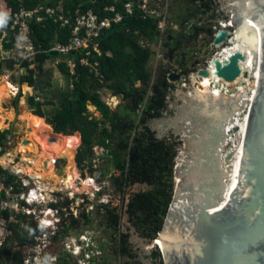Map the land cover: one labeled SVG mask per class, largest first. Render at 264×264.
Here are the masks:
<instances>
[{
  "label": "trees",
  "instance_id": "16d2710c",
  "mask_svg": "<svg viewBox=\"0 0 264 264\" xmlns=\"http://www.w3.org/2000/svg\"><path fill=\"white\" fill-rule=\"evenodd\" d=\"M7 4V12L4 15L0 14V28L4 27L9 35V44H4L6 51H11L15 47L16 37L10 31L13 23L14 14L21 9L35 10L39 7H47L58 9L61 0H3ZM127 0H64L62 9L64 13L75 15L76 11H93L100 20L104 18L113 17V14L103 12L104 8L114 7L116 12L122 14V21L118 24H112L109 30L104 31L100 37L98 50L101 56L94 54V59L98 62V72L100 74L99 81L89 69L80 66V55L74 56V75L71 74L69 67L65 63L58 65L61 74L64 77L72 79L73 88L61 95L58 102L54 100H47L44 102H37L35 98H31V103L36 106V110L31 114L38 116L40 119L46 120V123L52 127V132L64 136H72L74 133H80L81 144L77 149L75 161L81 169H88L91 173L101 175L102 179L110 177L116 186V190L120 191L129 185V183L149 182L154 183V171L158 170L161 175L160 181L164 182L161 173L165 170L168 174L166 179L169 182V188L172 190L173 178V159L165 157L160 143L156 146L154 142V135L147 126L148 122L161 118L166 108V89L164 84L167 82V74L161 80L154 81L152 85V96L147 99L148 86L153 82V73L149 69L153 52L150 47L157 44L160 40V35L157 31V26L154 21L143 20L138 13L127 15L123 10V5ZM191 3H197L195 13L193 10L191 14L186 17L187 22L199 17H206L213 11L215 17L216 7L212 0H190ZM190 3V6H191ZM203 3V4H202ZM189 25H185L184 30ZM182 28H180L182 30ZM179 29V30H180ZM34 31L33 41L37 48H41V52L36 57V70L39 73L44 71V66L49 61L61 59L60 55L55 52H50L55 42L61 45H67L70 39V30H61L52 20H48L44 25L32 24ZM201 30L199 29V32ZM205 31V29H202ZM3 33L0 32V44ZM181 44L178 42V45ZM73 55H70V59ZM62 62H64L62 60ZM16 61L9 60L0 62V75H3V66L7 71H14ZM28 63H24V68H29ZM165 72V71H164ZM31 77H22V83H28L29 86H36V79L32 75L35 71H29ZM140 82L142 87L136 86ZM27 94H31V87ZM107 89L114 94L128 99L133 97L131 104L123 106V111L111 109L102 98H100V91ZM19 99L17 100L18 103ZM25 101V99H24ZM146 102V103H145ZM23 103V102H22ZM142 104H145L142 116L140 118V125L144 126L146 134H141L136 125V120L133 115L136 114ZM88 105L93 106L96 111L100 112L101 118L93 116L88 110ZM15 110L9 117V122L15 118ZM5 126V121L0 119V128ZM9 130L0 131V144H3L5 134ZM133 134L135 137L133 138ZM102 148L103 154L98 156L95 148ZM66 158L65 153L61 155ZM100 157L103 162L107 163L106 167L101 166L94 168V160ZM163 158V159H162ZM2 162L5 160L2 159ZM63 160H60L62 163ZM161 169V170H159ZM36 169L31 174L39 172ZM121 173L117 176V173ZM0 173L4 174L8 182H13L16 178L0 166ZM47 178L50 174L45 175ZM149 176V177H148ZM55 179H60L62 176L54 174ZM134 178V179H132ZM170 179V181H169ZM165 180V181H166ZM55 190V189H53ZM166 188L160 189L163 196H159L157 192L150 195L142 194L135 198L131 204L133 213H145L149 218H143V222L149 221L154 227H160L161 224L156 223L163 218L171 201V191H165ZM81 191V190H80ZM57 207L56 204H51ZM104 209L105 214L100 210ZM145 208V209H144ZM98 216L102 218L101 225L105 221L115 228L119 222V214L117 209L110 206H103L98 209ZM5 220L10 221L9 215L4 214ZM83 219L88 225L90 217L84 214ZM87 220V221H86ZM19 222H10L8 225L11 235L8 241H15L18 246H30L35 244L37 237L43 235V227L36 221L29 218H19ZM81 221L73 220L74 224ZM24 227H22V225ZM147 234V233H146ZM148 235V234H147ZM156 235V230H152L149 237ZM59 237V236H58ZM56 238V241L58 239ZM147 237V236H146ZM119 248L116 254L123 257H132V250L130 249L129 239L126 235L121 234L119 238ZM6 245V244H5ZM0 254H6L8 261H14L23 264L25 261L24 255L20 252L8 253L5 252V247L0 249ZM153 264H163L161 261V254L159 252L153 253ZM60 264H68L62 260ZM127 264H131L128 262Z\"/></svg>",
  "mask_w": 264,
  "mask_h": 264
},
{
  "label": "water",
  "instance_id": "95a60500",
  "mask_svg": "<svg viewBox=\"0 0 264 264\" xmlns=\"http://www.w3.org/2000/svg\"><path fill=\"white\" fill-rule=\"evenodd\" d=\"M217 2L221 6L216 8L218 15L225 14L232 28L218 32L213 47H223L236 35L237 27L246 25L249 20L257 24L261 31L259 77L247 108L244 142L238 157H234V150L226 154L231 140L229 133L240 131L237 125L228 127L234 116L224 117L221 106L215 109L221 101L219 99L209 110H205V105L187 91V82H191L192 78H211L215 75L226 82L235 81L238 77L252 79L248 71L243 72L242 63L247 58L244 54L237 52L224 63L213 61L215 73L206 68L189 77H181L176 71H168L167 81L176 89L181 105L176 108L171 106L174 102L170 88L165 116L151 120L149 126L155 132L153 123L159 124L157 137L160 140L169 138L171 130L174 131L172 136H180L181 140L174 146L177 151L174 163L187 143L194 145L197 154L191 166L181 167L178 171V166L173 169V195L163 226L155 236L145 237L148 247H151L149 259L152 263L153 253L159 252L163 264H264V0ZM208 35L212 36V31H208ZM161 55L171 65L174 63V50L169 53L163 50ZM132 99L130 97L127 101ZM213 100L214 96H211ZM26 101L28 109L34 112L36 106L31 103V97L27 96ZM228 104L225 106L228 107ZM168 113L172 114L166 118ZM140 133L145 131L141 129ZM75 134L81 144L80 133ZM224 164L237 169L240 181L234 179V173ZM9 172L16 177L22 176L12 170ZM138 187L143 186L139 184ZM164 229L162 249L160 246L161 251H158L156 240Z\"/></svg>",
  "mask_w": 264,
  "mask_h": 264
},
{
  "label": "built area",
  "instance_id": "2783aa9c",
  "mask_svg": "<svg viewBox=\"0 0 264 264\" xmlns=\"http://www.w3.org/2000/svg\"><path fill=\"white\" fill-rule=\"evenodd\" d=\"M117 1L118 0H115V2ZM173 6L183 11L184 18H182L181 23H176L174 21L172 22V19H174V14L172 13L175 12L172 11ZM188 8H190L189 0H127L123 5V10L127 15H133L134 13H138L143 20H151L155 22L157 26V31L160 35V40L157 43V46L159 45V48L161 50L160 54H162L163 50H167V53L174 50L175 64H178L177 56H180V54L178 53L179 46L176 45V42L178 41L177 37L179 36L180 32V26L182 23H184L183 21L186 19V17L190 13H192V11H190L189 13L186 12ZM103 12L113 14V17L104 18L100 20L98 16L91 10H79L76 11L75 15H72L69 12L64 13L63 10H60L59 8L52 9L44 6L39 7L35 10L21 9L18 13L14 14L13 23L10 28V31L14 33L13 35L16 37L15 47L13 50L5 52V60L16 61V65L14 66L15 72L19 70H27L28 72L34 70V67L36 68L37 54L40 53L42 50L41 48H37L33 41L34 31L32 30V24L35 23L38 25H44L46 21L52 20L56 25L59 26L61 30H70V39L67 45L65 46L61 45L58 42H55L50 52L58 53L63 61L66 60L68 62H71L68 67L70 68L72 75H74L75 68L74 56L80 55V66L88 68L90 70L89 72L92 73L94 77H96L99 81H101V77L98 72L99 64L94 59V54H96L97 56H101V53L98 50V44L100 37L102 36L104 31L109 30L112 24H118L122 21V14L116 12L114 7L104 8ZM215 14L218 15L219 13L216 11ZM214 19L215 20L210 21L208 16L199 17L198 19H192L191 22L187 23L189 26L184 31L183 37L190 38V31H196L200 29V36L203 35L206 38H204V41H207L208 39L210 44V47L208 45L204 47V50H202L203 53H198L197 55H193V57H191L192 60H195L197 58H202L205 56V58L202 59L207 60V62H204L203 64L201 63L200 59L196 60V63L200 65L199 68L196 69V71L203 70L206 68L210 69L211 67H209V65H212V61L218 56H221L223 52H225L231 47L230 41L233 37L229 39L223 47H213V42L217 37L218 32L226 31L229 30V28H232L231 23L228 20L226 21V17H219L218 15V18L215 17ZM175 27L178 28V32H176V34H174L175 31H173ZM202 29H205V31H202ZM208 31H212V36L208 35ZM0 32L3 33V37L1 39L0 44L3 47V50L4 44H9L10 37L4 27L0 28ZM211 49H213L214 53L207 55V53ZM70 55L73 56L69 60L65 59L68 58ZM185 55L186 54L181 55V58L185 57ZM164 57L165 56H162L161 58L163 59V61L165 60ZM24 63H28L30 65L29 68H24ZM171 70L176 71L181 77L186 76L183 74L184 72L181 71L180 67L178 66L171 67ZM5 78L7 79V81L13 83V79L10 73H7ZM153 83L154 81L152 82V85ZM152 85L148 92L146 100H148V98L153 94ZM12 93L15 97H17L19 95V90L16 89ZM108 97L109 99L104 101L111 109L114 110L115 108L121 105L120 101L122 100V98H120V95L110 93L108 94ZM35 100L37 102H44L41 97H36ZM144 108L145 104H142L138 109L140 118L142 116ZM0 131L3 132L5 130ZM9 131L10 132L5 134L3 144H0V166H2L5 170H12L13 172L21 173L22 176H14L16 179L13 182L7 183L6 176L0 173V220H2V222H6L4 217V214L6 213L9 215L10 220L16 221L19 220V218H29L32 220L36 219V222L40 224L43 227V230L46 232V234H43L42 236L52 238L51 234L53 233L54 239V237L58 235V231L60 229L57 227V223L62 221L63 229L65 231L66 226H69L70 222L68 218H83L84 215L82 217L79 216L78 208L80 206L87 205V198H89L90 194L88 192H85V198L84 196H82L84 191L83 193L79 192V189L81 190L84 187V180L78 177L75 181L74 192L69 191L67 197H63L62 195H56L51 198V194H55L54 191L48 193V191L41 188V184L34 178L33 174H31L29 171L20 172L22 170V161L25 160L28 162L27 167H23L28 169L31 165L30 162L32 159L31 157L29 158L27 156V152L26 156H23L20 150L15 149L14 143L16 140L10 129ZM229 134L232 139L233 132H230ZM79 146L77 148H79ZM97 149L102 151L103 154L102 148L97 147L95 150ZM11 151L12 153H10ZM2 159L5 160V162H2ZM60 160H63L61 156H50L47 160L43 159L42 171L46 170L48 165H51L54 170L57 171V167L60 165ZM99 163L100 162L95 159L94 168H98ZM177 166V162H175L173 169ZM78 168L79 166L77 164V169ZM92 177V183L96 185L93 189L95 191H99V185L97 184L94 177ZM87 179L88 178H86L85 180ZM77 181H81V186L78 188L76 187ZM92 195L94 196V194ZM49 203L56 204L57 207L49 206ZM103 204L105 203L100 202V205ZM90 208L93 209V207H89L87 208V210ZM103 212L105 213V211H102V213ZM47 222H51L52 226L50 225L49 227H47ZM50 227L53 230L49 233L46 230ZM156 233L158 234L157 230ZM42 236L37 237V239L41 238ZM102 240L103 238L101 236H99L98 240V233H94L92 231H88L87 233H81L79 235V240H76L74 238H72L71 240L74 250L70 252L71 247L70 249H68L67 246V251L70 253V255H73L77 258V264H95L96 260H100L105 252V245L103 244ZM4 245L5 240L4 238H1L0 249H2ZM32 246H35L37 248V246L34 244ZM157 249L161 251L160 245H157ZM52 261L55 262L54 264H58L54 256H52Z\"/></svg>",
  "mask_w": 264,
  "mask_h": 264
},
{
  "label": "rangeland",
  "instance_id": "374dc122",
  "mask_svg": "<svg viewBox=\"0 0 264 264\" xmlns=\"http://www.w3.org/2000/svg\"><path fill=\"white\" fill-rule=\"evenodd\" d=\"M218 1V0H217ZM64 0H61L60 2V6L59 9H62V4H63ZM218 8H221L220 3H217ZM173 12L172 14H174V19H172V22H179L181 23L182 18H184L183 15V11L175 8L173 6ZM215 17L218 18V15L215 14ZM223 17L225 18V14L223 15ZM175 31V29L173 30ZM178 32V31H177ZM174 34H176V31L174 32ZM204 36L201 35L199 36L197 39L193 40L190 43V48L193 52H189V53H193L194 55H196V53H199L201 50H204V47H206L207 45L210 47L209 41L207 39V41H204ZM206 39V38H205ZM198 47V48H197ZM151 51L153 52V54H155V56L152 57L151 59V63L149 65V69L150 71L153 73V80H155L156 75L159 73L160 67L167 69L169 68V66L171 65L169 63V61H163L162 55L160 54L161 50L159 48V45L157 46V44H154L150 47ZM214 51L213 49L209 50L208 54H213ZM1 56L5 55L3 54V51L1 49L0 51ZM206 55V56H207ZM202 58H205L202 57ZM202 58H197L193 61V66L192 64H188L187 65V71H188V75L186 77H189L192 75V70L193 68L196 69L199 68L200 65L196 64V60L201 61V63L203 64L204 62H207L206 59H202ZM207 58V57H206ZM189 60H191V58H189ZM65 62H62V59H57L54 61H49L45 64L44 66V71L42 73H39L36 68L34 67V71L35 74L32 75L33 78L36 79V86L33 88L32 92H31V97L32 98H36V97H41V99H43L44 101L47 100H54L55 102L59 101V98H61V95L63 93H65V86H70V84L72 85V79L67 77H64L59 68L58 65L61 63H65L67 64V66H69L71 64V62H68L66 60H64ZM191 63V62H189ZM162 64V65H161ZM172 67H180L179 63L175 64V62L171 65ZM70 70V68H69ZM3 72L6 73L7 70L6 68L3 66ZM71 72V71H70ZM12 79L13 82L16 85H21V87L23 86V91L24 94L27 95V91L29 89L28 85L26 84H21L20 83V79L22 77H31V74L27 71V70H19L17 72H13L12 73ZM5 83H11V82H6L4 80V78H0V88H2V85ZM12 85H14L13 83H11ZM62 84V86H61ZM152 85V82L150 83V86H148V91L150 90ZM138 87H142V84L140 82L137 83ZM16 87V86H15ZM56 87V89H55ZM63 88L64 90L61 92V89ZM67 87V88H68ZM192 87V83L191 82H187V91L189 90V88ZM17 88V87H16ZM70 88V87H69ZM73 88V86H72ZM171 91H172V101L174 102L173 105H171L172 107L174 106V108L180 106V102H179V98L178 96L175 94L176 89L171 86ZM68 90V89H67ZM113 94L112 91L107 90V89H102L100 91V98H102V100H107L109 99L108 94ZM33 95V96H32ZM15 97V96H14ZM12 97L10 100V104H8L6 101L2 100L0 98V107H2V109H4L6 111L5 116L4 117H0V119L2 121H6L7 122V127H1L0 130H6L9 129L11 130L12 134L14 135L15 138V149L16 150H20L23 154V156H26V152L28 153L27 156L33 160L36 161L35 163H31L30 167L26 170L27 171H31L34 172L37 168H39V172L34 173V178L39 182L41 178H43L42 184H41V188H43L44 190L48 191V193H50L51 191H54L55 194H51V198L54 196H63V197H67V195L69 194V191H73L75 190V181L78 177H80L82 180H84V187L81 189H79V192L84 191V193L82 194V196H84L86 198L85 192H88L89 198L87 205L86 206H80L78 208L79 211V216H83L86 212L87 215H89L90 217V222L88 223V225L85 224V220L83 218H78V221H81L78 224H72L74 225V227H72L71 229L67 230L68 232L65 233V231L62 232L61 234V238L59 237L57 239V241L55 239H53V233L52 238L51 237H44L42 236L41 238H38L37 240H35V244L36 246L41 247L42 250H45L44 253H42L44 256H41V252L40 250H37V248L35 246H18V244L15 241H8L7 239L8 237L11 235V232L9 231L8 225L10 222H16L18 223V220H10V221H6V222H2V220H0V239L4 238L5 240V252L8 253H15V252H20L24 255L25 261H23V264H29L26 263L28 262V259H33V257L38 256V259L41 260V263L38 264H54L52 263V256H54L56 258V261L58 264L61 263V260H65L66 262H68V264H77V258L73 255H70V253L67 251V246L68 249H70V252H72L73 249V245H72V238L79 240V235L81 233H87L88 231H92L94 233H98V240H99V236H101L103 238L102 242L105 245L104 249V255L102 256V258L100 260H96L95 264H127L128 262H130L131 264H153L152 261L147 258L149 256V252L151 251H146L145 248L148 246V244L146 243L145 240V235H143L141 232L139 233L138 230H140L138 228V226L136 227L134 225V222L132 220V218H127L128 215V208H129V203L132 199V196L134 193H136L139 188H138V184H133L131 186H126L125 187V192L123 191H117L116 190V186L115 184L112 182V179L110 177L107 178H103L101 175H97L96 173H91L87 168L86 169H81L80 167L77 169V167L74 164V167H76V169L73 167V163H71L68 167V164L65 168V174L61 175L64 171V167L65 164L63 165V163H61L58 167L57 172L54 170V168L51 165H48L46 170L42 171V167H43V163L42 160L43 159H48L50 156H61L63 153H65L67 160H72L73 155H74V149L77 147L72 146V147H68L63 149L60 153H52V154H48L47 151H45L40 143L37 141L36 139V130L34 129V127H30V128H26L25 122L22 120V118L20 119L21 121H19V119L16 117L17 115H20L21 113L25 112L26 107L24 106L25 101L24 98L20 96L17 97ZM19 99L18 103L17 100ZM21 99L22 102L21 103ZM121 105L118 106L117 108H115L114 110H120L123 111V106H128L131 104V101L128 102L126 99H124V97H122V100L120 101ZM15 106V109H14ZM89 107L91 105H88ZM88 107V110H89ZM15 110V118L13 121H7L9 120V116L12 114V112H14ZM90 111V110H89ZM247 112V109L245 111V113ZM34 113V112H32ZM100 113V112H99ZM163 114H165V112H163ZM172 113H168L166 115V118H169L171 116ZM93 115V114H92ZM135 117V122L136 125H140V115L138 113V111L136 112L135 115H133ZM162 115L161 118H163ZM40 119V118H39ZM40 123L41 125H46L47 123L45 122V120L40 119ZM49 125V124H47ZM50 126V125H49ZM137 126V127H138ZM156 135H158L157 131L159 130V124L156 122L155 125L153 123ZM51 130V126L49 127ZM141 129V128H140ZM174 133L173 130L170 131L169 135L170 137L168 138L171 141H174L176 143H178L181 138L180 136L178 137H174L172 136ZM240 131L239 132H233L232 135V140L230 141L229 144V148H231L234 144L237 145L239 144L241 137L239 138L240 135ZM235 134V135H234ZM135 137V135L133 134V138ZM237 137V138H236ZM21 141V142H19ZM25 142H27L25 144ZM183 143H185L183 141ZM38 151H41V154L38 153ZM174 152V150H172ZM12 153V151L10 152ZM96 154L97 155H101V152L98 151V149L96 150ZM176 154L177 151H175L173 153V163L176 159ZM46 155L47 158H46ZM13 157V155H12ZM96 160L99 161L100 164H102L101 166L106 167L107 163L103 162L104 160H102L100 157L96 156ZM22 167L23 165H25V167H27L28 162L23 160L22 161ZM9 163V161H8ZM174 166V164H173ZM71 170V171H70ZM46 174H50L51 173V177H46L44 173ZM54 174H58L60 176H62L60 179H55ZM121 173H117V176H119ZM94 177V179L96 180L97 184L99 185L98 189H100L99 191H95L93 188H95V184L92 183V179L91 177ZM74 177V178H73ZM92 177V178H93ZM86 178H88L87 180H85ZM174 178V177H173ZM172 178V179H173ZM66 181V182H65ZM81 181H77V185L76 187H80ZM82 185V186H83ZM92 187V188H91ZM60 189L59 191L57 189ZM56 189V190H53ZM63 192H62V191ZM153 191H157V189H154ZM57 192V193H56ZM78 192V191H77ZM94 194V196L92 195ZM173 195V194H172ZM82 197V198H84ZM48 199V197H47ZM100 202H103L105 204L100 205ZM90 205V206H89ZM110 206L113 207V209H118L121 210V215L119 218V222L118 225L114 227H112L108 221H105L103 225L100 224V222L102 221V218H99L98 216V209L100 208V206ZM89 207H93V209H88ZM85 210V211H83ZM100 210L104 211L103 208H101ZM82 211V212H81ZM101 211V212H102ZM82 215H81V214ZM103 214H105L103 212ZM33 221H36V219H33ZM87 221V220H86ZM160 228H162L163 226V221L162 223H160ZM22 225V223H21ZM82 226V229H81ZM22 227H24V225H22ZM58 227V224H57ZM56 228V227H55ZM53 230V229H51ZM61 230H64L63 228H61ZM47 231V230H46ZM49 231V230H48ZM47 231V232H48ZM161 230H159L160 232ZM50 233V231H49ZM43 234H46V232L43 230ZM121 234H124L128 237V239L130 240V249L132 250V257H123L120 256L118 254H116V250L119 248V238L121 236ZM151 235V234H150ZM147 237H149V235H146ZM150 247V246H149ZM159 251V249H157ZM36 252V253H35ZM37 254V255H36ZM36 262H33V264H35ZM0 264H21V263H17L14 261H8L6 258V254H0Z\"/></svg>",
  "mask_w": 264,
  "mask_h": 264
},
{
  "label": "bare ground",
  "instance_id": "6f19581e",
  "mask_svg": "<svg viewBox=\"0 0 264 264\" xmlns=\"http://www.w3.org/2000/svg\"><path fill=\"white\" fill-rule=\"evenodd\" d=\"M260 37V28L257 26V24L249 20L247 21L246 25L242 24L240 27H237L236 35H234L232 40L230 41L231 47L223 52L221 56H218L213 60L224 63L228 61L235 53L240 52L247 57L245 62L242 63L243 72L248 71L251 74L252 79L238 77L235 81L226 82L224 79L215 77V75H213V77L211 78H192V87H190L188 90V93H190L194 99L205 105V110H209L211 105L214 104L217 99H219L221 101L219 102V105L217 104L215 109H220L221 106L224 117L234 116L233 121H229V119L227 120L229 121L228 127L231 128L233 124L237 125L241 132L239 135V138L241 137V140L239 144H234L231 148H229L230 141L232 140L231 139L226 147V154L234 150V157H238L243 146L244 134L246 132V125L248 120V113H245L244 108L247 109L251 100L253 99L254 95L252 94L255 89L256 78L259 77ZM209 67H211L210 70H212L213 73L216 72L214 62L212 63V65L210 64ZM4 80L6 82H9L5 77ZM13 89L16 90L17 88L11 83L3 84L2 88H0V98L10 104L9 99L14 97V94L12 93ZM226 92L228 94H226ZM230 95L233 96L230 97ZM211 96H214L213 101H211ZM227 103H229L228 107L225 106L227 105ZM5 113L6 111L2 109V107H0V117H4ZM214 113L217 114L215 115V117L218 118V113L216 111ZM21 118L25 122L27 129L30 127H34V129L36 130L37 141L40 143L41 147L48 152V154H58L63 149L78 144L77 134L72 136L53 134L51 129L49 128L50 126L47 124L41 125L39 117L29 113L27 111V108L25 109V112H23ZM196 154L197 151L194 145L187 143L185 149H181L179 152V156L177 157V171L180 170L181 167L186 168L188 166H191L193 163L192 159L195 158ZM47 156L48 155H46V158ZM35 162V160L34 162L33 160H31L30 163ZM224 167L226 169L230 168L229 170L234 173V179L240 181L239 173L234 166L226 167L224 164ZM25 170L26 168L22 167V170L20 172H25ZM39 183L42 184V181L40 180ZM50 225L52 226V223L47 222V227H49ZM164 232L165 229L161 233V236L156 240V244L160 245L161 249L163 244ZM37 250H40V255L44 256L42 253H44L45 250H42L39 246H37ZM145 250L150 251L151 247L147 246ZM28 262L29 264H33V262H36L35 264H38L41 263V260L38 259V256H34L33 259H28ZM52 263L54 262L52 261Z\"/></svg>",
  "mask_w": 264,
  "mask_h": 264
},
{
  "label": "flooded vegetation",
  "instance_id": "af4514ba",
  "mask_svg": "<svg viewBox=\"0 0 264 264\" xmlns=\"http://www.w3.org/2000/svg\"><path fill=\"white\" fill-rule=\"evenodd\" d=\"M209 1V0H208ZM213 2H214V7H215V4L217 5V0H212ZM189 3H191L190 2V0H189ZM203 4V3H202ZM196 6H197V3L195 4V3H191V6H190V8H188L187 10H186V12H190L191 10H193V14H196L195 13V11L194 10H196ZM217 7H218V5H217ZM216 7V8H217ZM191 14V13H190ZM208 17H209V19H210V21L211 20H215L214 18V16H213V11L211 12V14L210 15H208ZM219 17H221V16H219ZM184 20V19H183ZM182 21V20H181ZM184 23H182L181 24V26H180V28H182V27H184L185 25H187V21H186V19L183 21ZM180 32H179V36L177 37V39H178V41L177 42H180L181 44H179L178 45V43L176 42V45H178L179 47H178V49H179V54H180V56H177V62L179 63V66H180V70L181 71H183L184 73V75H188V71H187V65L188 64H192L193 63V61L194 60H192V58L191 57H193V53H189L190 51L191 52H193L192 50H191V48H190V43L193 41V40H195V39H197L199 36H200V32H199V30H192V31H190V38H186V37H183V34H184V28H182V30L180 29L179 30ZM190 42V43H189ZM198 48V47H197ZM200 53H203L202 52V50L199 52V54ZM184 54H186L185 55V57H182L181 58V55H184ZM198 53H196V55H197ZM189 58H191V60H189ZM189 62H191V63H189ZM162 65V64H161ZM192 66H193V64H192ZM163 67V66H162ZM162 67H160V70H159V73L156 75V77H155V82H156V79L157 80H161L164 76H165V73L167 74V80H168V71L169 70H171V65L169 66V68H167V69H164V68H162ZM192 70V72H195V68H193V69H191ZM165 71V72H164ZM171 86H173V84H171V83H168V81H167V86L165 87L164 86V88L166 89V106H167V100H168V98H167V93L169 92V90H170V87ZM165 110V109H164ZM10 117V116H9ZM150 121L148 122V124H147V126L150 128V130L152 131V128L149 126L150 125ZM138 128H139V132H140V130L141 129H143L144 131H145V129H144V126H142V125H139L138 126ZM141 128V129H140ZM153 132V131H152ZM145 134H146V132H145ZM153 135H154V142H151L153 145H157V144H159L160 143V146H161V148H162V150L164 151V153H165V157L166 158H169V159H173V153L176 151V149H175V144H176V142H174V141H171V140H169L168 138H165L164 140H160L158 137H157V135H156V133L155 132H153ZM172 150H174V152L172 151ZM58 157V156H57ZM163 159V158H162ZM159 170H161V169H159ZM44 173V172H43ZM154 173V178H153V182H156V184H154V183H149L148 181L147 182H144V183H142V182H138V183H129V185L128 186H131V185H133V184H140L141 186H143L142 188L140 187H138L139 188V190L136 192V193H134L133 194V196H132V199H131V201H130V203H129V208H128V215H127V218H132V220H133V222H134V225L137 227L138 226V228L140 229V230H138V232L140 233H142L143 235H145V237H146V235L148 234V235H150L151 233H152V230H158V229H161L160 227H154L153 228V225L147 220V221H145V222H143V223H141L142 221H143V218H149V216H147L145 213L143 214L142 212H140V213H138V214H134L133 213V208L131 207V204L134 202V201H136L135 200V198L136 197H138L139 195H142V194H148V195H150L151 193H153V192H157V194L159 195V196H163V194H162V192L160 191V189H164V188H166V192L167 191H171L169 188H167L168 186H169V182L166 180L167 178H168V174L166 173V171L164 170L163 171V173H161L162 174V176H163V179H164V182H161L160 181V174H159V171L158 170H156V171H154L153 172ZM44 174H46V173H44ZM34 175V174H33ZM149 177V176H148ZM132 179H134V178H132ZM40 180H43V178H41ZM166 180V181H165ZM169 181H170V179H169ZM161 182V184H159ZM154 189H157V191H153ZM56 190V189H55ZM57 190H60L59 188L57 189ZM62 191V190H61ZM121 191H123V192H125V188H123V189H121ZM63 192V191H62ZM145 209V208H144ZM117 213L119 214V216L121 215V210H118L117 209ZM159 215V214H158ZM158 215H157V218H163V220H164V218H165V215L164 216H159L158 217ZM136 218V219H135ZM69 219V226H66V231H65V233L66 232H68L67 230H69V229H71L72 227H74V225H72L73 224V220L74 219H76V218H68ZM160 220H157L156 221V223H157V225L158 224H160ZM101 224V223H100ZM117 226V225H116ZM81 229H82V226H81ZM60 230H61V228H60ZM62 231V230H61ZM147 233V234H146ZM62 234V233H61ZM60 237V236H59ZM58 237V238H59ZM61 238V237H60ZM148 258H150L149 256H148ZM62 261V260H61Z\"/></svg>",
  "mask_w": 264,
  "mask_h": 264
},
{
  "label": "crops",
  "instance_id": "0c3cea01",
  "mask_svg": "<svg viewBox=\"0 0 264 264\" xmlns=\"http://www.w3.org/2000/svg\"><path fill=\"white\" fill-rule=\"evenodd\" d=\"M7 9H8V7H7V4H6V2H4L3 0H0V14L1 15H4V14H6V12H7ZM176 26V25H175ZM177 30H178V28L177 27H175V31L177 32ZM3 47L0 45V51H1V49H2ZM3 51V54L5 55V52H7L5 49H3L2 50ZM0 62H6V60H5V57L4 56H1V54H0ZM13 72H15V71H12V72H9V71H7L6 73H4L3 75H0V78H4L6 75H7V73H10L11 74V76H13ZM68 80H69V78H68ZM20 83L21 84H26V85H28L29 86V84L28 83H22L21 82V79H20ZM13 84H14V86H16L17 87V89L19 90V95L18 96H20L21 95V97L22 98H24L25 99V103L26 104H24V106L28 109V104H27V101H26V97L27 96H30L31 97V94H27V95H25L24 94V91H23V86L21 87V85L19 84V85H16L14 82H13ZM61 86H62V84H61ZM64 86H65V91H69V90H71L72 89V85L70 84V88L68 87V86H66L65 84H64ZM29 87H31V86H29ZM68 87V88H67ZM33 88L34 87H31V89L33 90ZM55 89H56V87H55ZM60 89H61V87H60ZM63 88L61 89V92L64 90ZM68 89V90H67ZM15 89H13V91H14ZM33 96V95H32ZM15 98V97H14ZM32 98V97H31ZM21 103H22V99H21ZM89 107V106H88ZM14 109H15V106H14ZM16 110V109H15ZM29 110V109H28ZM89 110H90V112H91V114H93V116H96L97 118H101V114L98 112V111H96V109L93 107V106H90L89 107ZM22 114L23 113H21L20 115H17L16 117L19 119V121H21L20 119H21V116H22ZM44 119V118H43ZM8 121V120H7ZM45 122H46V120H45ZM4 127H7V122L5 121V126ZM52 128V127H51ZM10 129V128H9ZM9 129H6V130H9ZM53 130V129H52ZM51 130V131H52ZM54 132V131H53ZM52 132V133H53ZM53 134H55V133H53ZM58 135H60V134H58ZM73 135H75V133L73 134ZM19 142H21V141H19ZM77 147L79 146V136H78V144L76 145ZM75 148L74 149V155H73V159L72 160H67V158H65V159H63V165L65 164V167H64V172L61 174V175H63V174H65V168H66V166H67V164H68V167H69V165L71 164V163H73V167H74V164H75V166L77 167V163H76V161H75V157H76V153H77V149L78 148ZM96 149V148H95ZM98 151H100V150H98ZM101 152V154H102V151H100ZM39 154H41V151H39L38 152ZM61 158H62V156H61ZM61 164V163H60ZM22 167V166H21ZM23 167H25L24 165H23ZM59 167V166H58ZM57 167V168H58ZM76 167H74L75 169H76ZM57 172V171H56ZM74 178V177H73Z\"/></svg>",
  "mask_w": 264,
  "mask_h": 264
},
{
  "label": "clouds",
  "instance_id": "9594fccd",
  "mask_svg": "<svg viewBox=\"0 0 264 264\" xmlns=\"http://www.w3.org/2000/svg\"><path fill=\"white\" fill-rule=\"evenodd\" d=\"M51 204H52V203H49V206H51ZM57 224H58V228H63L62 221L59 222V223H57ZM48 230H49L50 232H52L51 227H50L49 229H47V231H48ZM49 231H48V232H49ZM63 231H64V230L61 231V230L59 229V231H58V235H56V236L54 237V239L56 240V238H57L58 236H61V233H62Z\"/></svg>",
  "mask_w": 264,
  "mask_h": 264
}]
</instances>
